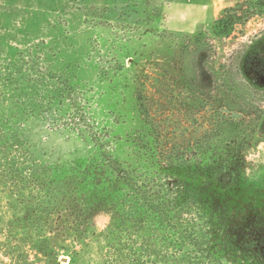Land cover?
Returning a JSON list of instances; mask_svg holds the SVG:
<instances>
[{
	"label": "trees",
	"instance_id": "trees-1",
	"mask_svg": "<svg viewBox=\"0 0 264 264\" xmlns=\"http://www.w3.org/2000/svg\"><path fill=\"white\" fill-rule=\"evenodd\" d=\"M256 16L264 17V0H240L211 33L165 47L170 56L179 45L180 55L173 85L158 81L160 102L175 105L182 121L163 107H140V121L124 130L80 114L79 123L56 130L62 143L32 137L22 107L0 110V191L9 212L0 217V244L10 262L264 264V165L248 173L250 150L264 142V29L225 61L215 59L235 26ZM30 63L42 80L51 67L68 73L65 62ZM19 66L8 64L0 81L28 90L33 80ZM72 84L63 78L51 91L62 101ZM248 183L259 198L243 199ZM98 213L110 217L100 232ZM92 236L100 240L95 263L85 257Z\"/></svg>",
	"mask_w": 264,
	"mask_h": 264
},
{
	"label": "rangeland",
	"instance_id": "rangeland-1",
	"mask_svg": "<svg viewBox=\"0 0 264 264\" xmlns=\"http://www.w3.org/2000/svg\"><path fill=\"white\" fill-rule=\"evenodd\" d=\"M238 1L0 0V71L6 73L8 64L25 65L24 75L34 84L28 85V90L20 88L23 86L17 90V84L9 86L0 81V110L22 107L28 111V120L17 122L28 126L32 137L43 136L62 143L65 138L57 135L56 130L76 125L80 114L86 122L120 125L124 130L140 121V107H163L166 115L177 119L175 105L161 104L162 94L157 85L165 77V83L173 85L176 75L172 70L180 46L175 44L178 52L170 56L164 53L165 47L176 43L179 37L211 33L214 22ZM263 29L261 16L250 18L245 25H236L231 37L220 43L225 46L217 47V62L228 59L238 43L248 41ZM185 40V45H193ZM32 59L55 68L65 62L62 68L66 67L68 73L50 66L42 80V73L30 66ZM63 78L70 79L74 87L71 93L60 92L65 96L59 101V93L54 95L51 87ZM41 82L44 95L34 92ZM22 89L28 96H21ZM35 107H43L41 115ZM150 109L147 113L153 115ZM182 120L180 116L177 119ZM248 160V173L252 167L264 165V142L250 150ZM261 175L264 176V166ZM240 192L243 199L256 193L250 183L242 186ZM258 196L256 193L255 197ZM8 216L6 199L0 191V217ZM109 221L108 215L98 213L96 232L105 229ZM2 231L0 224V243L4 239ZM99 246L96 236L89 238L85 257L95 263ZM3 249L0 244V264H13ZM69 261V257L63 258L64 264Z\"/></svg>",
	"mask_w": 264,
	"mask_h": 264
}]
</instances>
